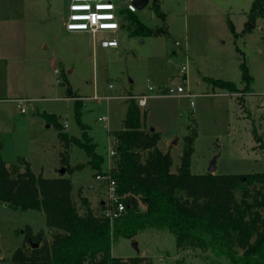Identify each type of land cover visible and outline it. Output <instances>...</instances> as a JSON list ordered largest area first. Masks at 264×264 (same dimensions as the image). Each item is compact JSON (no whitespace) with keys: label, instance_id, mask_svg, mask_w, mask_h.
<instances>
[{"label":"rangeland","instance_id":"1","mask_svg":"<svg viewBox=\"0 0 264 264\" xmlns=\"http://www.w3.org/2000/svg\"><path fill=\"white\" fill-rule=\"evenodd\" d=\"M251 2L148 0L134 13L151 29L164 32L167 22L168 34L131 35L123 13L115 33L93 36L85 31H65L67 0H0V97L13 90L17 96L28 97L21 101L25 112L20 111L18 102L0 103V117L5 121V126L0 125L1 159L11 163L19 156L36 174L69 177L77 205L80 189L96 209L100 201H106V193L104 184L94 177L95 170L86 163V151L70 143L66 148L68 164L84 166L60 173L59 152L64 145L40 113L54 114L69 135L79 138L74 98L81 99L80 122L96 143L106 170L113 162L108 155L110 143L115 142L111 131L121 127L126 98L133 96L137 101L135 95L145 93L146 102L137 103L146 110L144 127L160 132L159 146L170 150L172 170L179 163L182 136L190 125L197 133L190 158L193 173L207 171L211 162L215 173L264 171V18H256L254 28L243 31ZM111 35L118 45L102 46L100 40ZM242 63L252 76L249 92H228L204 79L229 80L241 89ZM184 64L186 70H181ZM183 72L192 96L164 95L166 88L176 85L187 90ZM16 75L18 87L11 84ZM106 95L111 97L106 99ZM99 116L106 119L99 120ZM253 129L260 141L253 138ZM26 225L33 232L40 228L47 231L42 212L0 202L2 264H8L12 252L23 243ZM111 254L143 256L142 264H230L209 250L177 248L173 233L165 228H145L133 239L120 237L112 243Z\"/></svg>","mask_w":264,"mask_h":264},{"label":"trees","instance_id":"2","mask_svg":"<svg viewBox=\"0 0 264 264\" xmlns=\"http://www.w3.org/2000/svg\"><path fill=\"white\" fill-rule=\"evenodd\" d=\"M121 12L129 20L131 35L161 32L160 28L143 25L133 11L123 8ZM246 15L243 31H250L256 18H264V0H252ZM240 68L244 82L241 89L229 80L204 79L212 87L246 93L251 89L252 76L244 63ZM125 102L121 127L111 131L115 153L107 171L102 169L103 156L96 152V143L80 122L81 99L74 98L79 138L69 135L54 114L40 113L54 126L64 145L59 155L66 172L84 166L68 164L66 148L75 143L86 151V163L95 174L106 173L114 180L124 203V210L114 219L104 214V201L93 209L80 189L78 206L69 177H45L34 173L22 157L11 163L0 157V202L15 209L42 212L49 233L47 236L43 228L33 232L26 225L23 243L12 252L8 264H142L143 256H113L111 246L120 237L133 239L145 228L170 230L177 248L209 250L230 264H264V171L193 173L190 158L197 133L190 125L182 136L179 163L172 170L170 150L158 145L160 132L144 127L146 110L132 96ZM252 134L256 141L261 140L255 129ZM3 259L0 257V264Z\"/></svg>","mask_w":264,"mask_h":264},{"label":"built area","instance_id":"3","mask_svg":"<svg viewBox=\"0 0 264 264\" xmlns=\"http://www.w3.org/2000/svg\"><path fill=\"white\" fill-rule=\"evenodd\" d=\"M123 8L133 12L136 11L135 6L130 0H67L64 27L68 31H86L93 36L100 32L113 34L120 28V22L122 20L121 9ZM100 44L102 46H117L118 40L115 36L111 35L101 39ZM182 69H185V66H182ZM148 88L153 89L152 86ZM164 95H185L191 97L192 93L189 90H185L183 85H176V87L166 88ZM135 96L137 97L136 102L139 105H143L146 102L148 94L142 93ZM110 97L109 95L105 96L106 99ZM93 98L97 99V96L94 95ZM21 101L19 99V109L21 112H25L26 109L21 105ZM98 119L103 120L106 117L99 116ZM64 124H66V121H64ZM113 144L110 143L108 148L109 157H112L115 153ZM109 168L110 163H108L105 171ZM95 178L104 184L106 193L104 214L110 219L118 217L124 210L123 195L118 194L116 184L108 174L98 173L95 174Z\"/></svg>","mask_w":264,"mask_h":264},{"label":"crops","instance_id":"4","mask_svg":"<svg viewBox=\"0 0 264 264\" xmlns=\"http://www.w3.org/2000/svg\"><path fill=\"white\" fill-rule=\"evenodd\" d=\"M166 17H167V14H166V12H165V20H166ZM168 24H167V22H166V28H165V30H164V32H162L161 31V33H159V34H162V33H164V34H168L169 33V30H168ZM65 31L67 32V33H77V32H83V31H68V30H66L65 29ZM86 32V31H85ZM156 35H158V34H156ZM177 43V42H176ZM188 57H189V55L187 54V53H185V58L186 59H188ZM51 61H55V57H52L51 58ZM182 66H185V64L184 65H182ZM182 66H181V70H183L182 69ZM184 70H186V66H185V69ZM54 72H56V73H59L58 72V70H57V68H54ZM183 73H185V72H183ZM185 75H186V79H185V81L187 82V90H189L188 89V77H187V74L185 73ZM18 81H19V77H18V75H16V76H14L13 77V80H12V83H11V80H10V83L11 84H13V86L14 87H18ZM158 86H160V85H158ZM190 91V90H189ZM16 93H17V91L16 90H13V91H11L10 93H9V95H5V96H3V97H0V103H5V102H18L17 104H19V99H28V97H20V96H17L16 95ZM142 94V93H141ZM109 96H111V95H109ZM29 102H30V100H29ZM1 107V106H0ZM125 109H126V102H125ZM26 111V110H25ZM0 112H2L1 111V109H0ZM4 122V123H3ZM2 124H3V126H5V121H3V118L2 117H0V125L2 126ZM109 132H110V130H109ZM161 135V134H160ZM162 140V136H161V138H160V140L158 141V145H159V142ZM160 147V146H159ZM161 148V147H160ZM163 149V148H162ZM167 149V148H166ZM166 149H163V150H166ZM95 177V176H94ZM96 179V178H95ZM97 180V179H96ZM97 182L99 183V182H101L100 180H97ZM102 183V182H101ZM85 196V195H84ZM89 200V203H90V199H88ZM90 206L92 207L93 206V204H92V202L90 203ZM45 229V228H44Z\"/></svg>","mask_w":264,"mask_h":264},{"label":"water","instance_id":"5","mask_svg":"<svg viewBox=\"0 0 264 264\" xmlns=\"http://www.w3.org/2000/svg\"><path fill=\"white\" fill-rule=\"evenodd\" d=\"M130 1L135 6L136 10L143 8L148 2V0H130ZM214 169H215V166H214L213 162H211L207 171L213 172ZM64 170H65L64 167H62L60 169V173H63Z\"/></svg>","mask_w":264,"mask_h":264}]
</instances>
